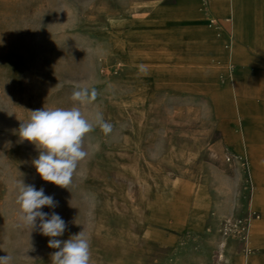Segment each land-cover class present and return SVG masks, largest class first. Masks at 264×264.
Listing matches in <instances>:
<instances>
[{"label":"rangeland","instance_id":"374dc122","mask_svg":"<svg viewBox=\"0 0 264 264\" xmlns=\"http://www.w3.org/2000/svg\"><path fill=\"white\" fill-rule=\"evenodd\" d=\"M253 1L242 17L256 26ZM259 49L212 0H0V256L57 251L17 226L22 180L58 202L42 208L66 222L58 239L90 238V264H264ZM78 86L98 93L81 111L113 130L86 135L67 189L40 178L18 129L32 110L71 108Z\"/></svg>","mask_w":264,"mask_h":264},{"label":"clouds","instance_id":"9594fccd","mask_svg":"<svg viewBox=\"0 0 264 264\" xmlns=\"http://www.w3.org/2000/svg\"><path fill=\"white\" fill-rule=\"evenodd\" d=\"M97 95L95 87L78 86L72 94L76 103L71 108L32 110L28 120L21 121L18 136L21 141L35 145L39 155L32 160V165L43 181L68 189L79 163L89 156L84 148L86 135L95 127L105 135L112 132V124L104 120L101 112L89 118L81 111V106L92 104ZM16 204L17 226L31 229V232L38 230L49 238L48 247L57 250L51 254V264H90V238L83 230L67 240L58 239L67 228L66 222L54 211H42L45 206L50 209L58 206L53 196L21 180ZM10 261L11 257L0 256V264H10Z\"/></svg>","mask_w":264,"mask_h":264},{"label":"crops","instance_id":"0c3cea01","mask_svg":"<svg viewBox=\"0 0 264 264\" xmlns=\"http://www.w3.org/2000/svg\"><path fill=\"white\" fill-rule=\"evenodd\" d=\"M254 5H258L260 7V25L259 27H255L254 21L239 17L237 15V10L243 7V3L240 0H212L213 7L216 11L220 13H231L233 18V29L237 37L243 39L250 44L257 43L260 46L259 51L264 54V0H254ZM248 35H245V33ZM237 45H232V48L236 49V61H243V59L247 58V54L237 48ZM262 48V49H261ZM249 157L253 160L254 157V146L249 147Z\"/></svg>","mask_w":264,"mask_h":264},{"label":"bare ground","instance_id":"6f19581e","mask_svg":"<svg viewBox=\"0 0 264 264\" xmlns=\"http://www.w3.org/2000/svg\"><path fill=\"white\" fill-rule=\"evenodd\" d=\"M241 1V0H240ZM237 15L239 16V17H242V13H243V7H241V9L239 8L238 10H237ZM260 13V12H259ZM243 18V17H242ZM260 25V24H259ZM259 25H256L255 27L257 28V27H259ZM250 152V151H249Z\"/></svg>","mask_w":264,"mask_h":264}]
</instances>
